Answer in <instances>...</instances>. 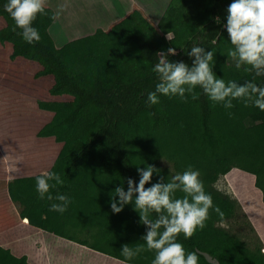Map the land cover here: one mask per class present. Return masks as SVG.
Segmentation results:
<instances>
[{
  "label": "trees",
  "instance_id": "trees-1",
  "mask_svg": "<svg viewBox=\"0 0 264 264\" xmlns=\"http://www.w3.org/2000/svg\"><path fill=\"white\" fill-rule=\"evenodd\" d=\"M7 2L0 0V17L5 21L0 29V44L12 46L11 60L23 58L38 63L41 70L36 78L53 77L50 95L71 97L70 101L38 103V108L52 117L37 134L61 144L49 172L58 174L63 184L50 192L53 196H67L71 203L64 213L50 211L51 204L59 201L40 199L37 194L27 216L21 210L22 221L121 260L122 255L74 238L69 231H95L101 240L116 237L119 241L115 246L120 249L125 244H144L141 237L146 226L140 223L134 204L126 205L119 214L112 212L110 201L116 195L115 188L123 186L127 191V178L138 183V167L154 165L167 182L191 166L200 172L206 193L224 217L221 219L210 210L202 231L197 230L191 239L180 234L177 242L183 244L186 252L195 251V246L215 250L222 254L223 264H264L263 245L251 249L222 227L242 211V206L215 186L237 169L245 174L243 177L254 178H248L251 187L259 191L264 203V111L251 105L245 107L239 101H233L232 109H225L198 87L197 99L189 96L187 103L179 97L162 95L156 105L149 106L147 102L148 94L155 91L158 83L153 71L158 62L156 53L169 47L177 52L169 57L170 61H183L189 66L192 59L187 53L193 45L213 51L212 65L217 78L226 83L253 81L264 87V77L253 80L252 73L245 72L243 67L236 69L228 57L233 46L223 25L232 0H171L157 24L141 12L140 20L121 45L96 53L80 52L73 42L58 48L49 32L56 19L49 6L32 24L40 41L28 44L20 29L13 31L15 23L3 7ZM215 17H220V24ZM168 33L172 34L170 41ZM162 161L170 163L173 171L163 167ZM158 179L154 173L152 183ZM183 195L176 193L177 197ZM155 217L153 213L152 218ZM45 239L42 242L48 240ZM154 256L153 251L146 250L128 264H151ZM0 264L30 263L26 256L17 257L0 246ZM198 264H206L200 256Z\"/></svg>",
  "mask_w": 264,
  "mask_h": 264
},
{
  "label": "clouds",
  "instance_id": "clouds-1",
  "mask_svg": "<svg viewBox=\"0 0 264 264\" xmlns=\"http://www.w3.org/2000/svg\"><path fill=\"white\" fill-rule=\"evenodd\" d=\"M47 4L48 0H8L3 6L15 23L13 31L20 29L23 40L28 44L41 39L32 24L38 14L45 13ZM68 6V0H64L60 9L64 10ZM226 11V24L223 27L233 46L228 51V57L236 69L243 67L245 72L252 73L253 80L255 77H264V0H232ZM215 22L220 24V17H215ZM170 38L171 34L168 33L169 41ZM175 55L177 52L174 47L156 53L158 62L153 71L157 74L158 83L155 91L148 94L149 106L160 103L161 95L179 97L185 103L189 96L195 100L198 87L211 101L222 104L225 109H232L233 101H239L245 107L251 105L264 111V87L253 81L226 83L224 79L217 78L212 65L213 51L193 45L187 53L192 59L191 66L183 61H170L169 57ZM229 115L232 113L229 112ZM137 172L139 182L127 178V191L123 186L116 187V195L112 197L110 206L114 214H119L126 205L134 204L140 223L146 226V233L141 237L145 243L136 247L122 245L121 255L124 259L118 260V264H128V261L146 250L155 253L151 264H198L197 252H186L177 238L183 234L185 239H191L197 230L202 231L210 218V210L215 211L221 219L224 217L221 209L213 204L212 196L206 193L200 172L189 166L167 182L154 165L138 167ZM154 173L159 177L156 183H152ZM62 184L63 180L56 173L45 171L36 177L39 198L59 201L51 204L50 211L64 213L71 203L67 196H53L50 192ZM149 184L151 186L146 188ZM177 192L184 195L177 197ZM116 197H119L118 202ZM153 213L156 214L155 219L152 218Z\"/></svg>",
  "mask_w": 264,
  "mask_h": 264
},
{
  "label": "rangeland",
  "instance_id": "rangeland-1",
  "mask_svg": "<svg viewBox=\"0 0 264 264\" xmlns=\"http://www.w3.org/2000/svg\"><path fill=\"white\" fill-rule=\"evenodd\" d=\"M139 20L140 15L137 14L125 21L114 24L113 29L107 35L99 34L79 42L69 40L71 39V32L64 27L56 32L58 24L51 33L54 37L58 38L59 46L73 42L80 52L96 53L114 49L121 45L125 41V37L132 32L136 21ZM0 21L3 20L0 18ZM158 22L153 21L155 24ZM1 26L2 22H0V28ZM143 27L146 28V26ZM66 39L68 41H65ZM7 51L4 47L0 48V84L5 85L11 93V96L7 95V97L0 91V149H4L3 151H6L8 154L6 161L10 164L9 169L11 172L13 171L11 173L13 177L10 179V183L6 182L4 173L0 169V243L4 245L9 242L17 244H21L20 242L25 243L19 236V232L18 234L15 233V229H20V227L14 215L20 216L21 210L25 211L26 214L30 204L38 194L36 190V177L45 171H49L56 154L61 148V144L56 143L59 146L55 147L47 139L37 136L42 125L48 122L47 118H43L44 120H39L36 123L34 122L37 113L35 111L36 104L39 101L46 100L48 97L47 86L49 85L47 81H41L35 77V68L31 63L22 60H11ZM33 65L36 64L33 63ZM61 100L69 101L71 97L61 98ZM4 101L11 102V105L2 106ZM53 148L57 149L54 154L51 153L50 155V152H54ZM37 164L42 165L41 170L37 171L40 168ZM161 164L163 167L173 171L170 163L162 161ZM18 165H20V169L22 168V173H27L25 174L27 175L25 178L24 175H19L25 180H18L19 177L15 176L16 171L14 172V168ZM243 176H245L244 173L233 169L232 172L222 177L215 184L218 190L232 198H238V202L242 206V211H239L235 218L222 224V227L245 241L249 248L256 249L262 247L263 243L256 234L255 229H257V226L250 218V214L251 212L258 213L262 211L261 214L264 215V203L262 195L260 197L252 189V183L248 179L250 176H247V179ZM250 178L254 179L253 177ZM69 232L74 238L86 240L90 244H100L121 255V249L115 246L116 242L119 241L116 237H104L101 240L95 236V231L88 230L84 233L79 231Z\"/></svg>",
  "mask_w": 264,
  "mask_h": 264
},
{
  "label": "crops",
  "instance_id": "crops-1",
  "mask_svg": "<svg viewBox=\"0 0 264 264\" xmlns=\"http://www.w3.org/2000/svg\"><path fill=\"white\" fill-rule=\"evenodd\" d=\"M170 2L171 0H68L69 6L64 10H61L60 5L64 3V0H48L47 6L51 7L56 14V19L53 25L50 27L49 32L52 38L54 39L56 46L58 48H61L63 46H59L58 38L54 37L51 33V31L55 29V26L57 24L58 29H56V32H58L59 29L64 27L68 29L69 32H71V39H68L72 40L73 42H79L86 39H90L93 36L99 34L107 35L113 29L114 24H118L119 22L125 21L130 17L140 14L141 12L144 14L148 21H160ZM1 19L3 20L0 21L2 22L1 28H3L5 26V21L3 18ZM65 41L68 40L66 39ZM3 47L8 50V55L11 56L13 52L12 46L9 44H6L5 46L0 44V48ZM17 60H22L31 63L32 66H34L35 68V75L41 70V66L38 63H35L36 65H33L34 62L27 61L23 58H18ZM38 80H46L47 84L49 85L47 86L48 97L46 100H43L41 102H60L62 101L61 98L70 97L50 95L49 90L54 84V79L52 76L38 78ZM0 91L6 96H11L10 90L7 89L5 85L3 86V84H0ZM38 103L36 104L35 111L37 113L40 112L41 115L40 113L37 114L35 112L36 118L34 122L36 123L39 120H44L43 118H47L48 120L51 119L52 114L40 110L38 108ZM3 105L4 107L9 106L11 105V102L4 101L2 103V106ZM43 139H47L50 143H52L51 145L55 147L59 146L58 144H56L54 138ZM53 149L54 152H50V155L51 153L54 154L57 148ZM3 150L0 149V169L1 172L4 173L5 181L10 183V179L13 177V175L11 174L13 171H10V164L8 161H6V157L8 154L6 153V151ZM59 152L56 154L55 160ZM55 160L53 161L51 167L53 166ZM41 166L42 165H39L40 168H38L37 171L41 170ZM15 171V176L19 177L18 180H25L23 179V177L21 178L20 176L24 175L25 178L27 176L25 174L27 173L21 172L23 170L22 168L20 169V165L14 168V172ZM256 192L260 196L259 191H255V193ZM28 211H26L25 216H27ZM14 216H16L20 227V229H15V233L18 234L19 232V236L22 238L23 241H25V243L20 242L21 244H17L14 242H9L5 245L0 243V246L9 249L17 257L26 256L30 264H118L119 259L95 251L77 242H73L68 239L56 236L53 233L46 232L30 224L27 225L22 221L20 216H17L16 214ZM250 216V218L254 221L255 225L257 226V229H255V231L260 240L262 241L264 248V215L261 213L258 214L255 212H251ZM45 234H47V237L45 236ZM40 236L42 237V239L46 238L48 240L42 242V239H39ZM30 238L33 240H26ZM26 243L29 245H27Z\"/></svg>",
  "mask_w": 264,
  "mask_h": 264
},
{
  "label": "water",
  "instance_id": "water-1",
  "mask_svg": "<svg viewBox=\"0 0 264 264\" xmlns=\"http://www.w3.org/2000/svg\"><path fill=\"white\" fill-rule=\"evenodd\" d=\"M237 200H239V199L237 198ZM263 206H264V204H263ZM261 208H263V207H261ZM261 212L262 211H259L258 213L260 214ZM194 250L205 261L206 264H223L222 254L217 253L215 250L205 251V250H201L198 246H195Z\"/></svg>",
  "mask_w": 264,
  "mask_h": 264
},
{
  "label": "built area",
  "instance_id": "built-area-1",
  "mask_svg": "<svg viewBox=\"0 0 264 264\" xmlns=\"http://www.w3.org/2000/svg\"><path fill=\"white\" fill-rule=\"evenodd\" d=\"M263 252H264V248H263Z\"/></svg>",
  "mask_w": 264,
  "mask_h": 264
}]
</instances>
